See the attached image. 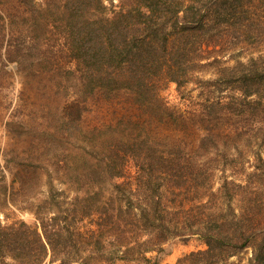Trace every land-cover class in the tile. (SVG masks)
<instances>
[{
    "label": "trees",
    "instance_id": "16d2710c",
    "mask_svg": "<svg viewBox=\"0 0 264 264\" xmlns=\"http://www.w3.org/2000/svg\"><path fill=\"white\" fill-rule=\"evenodd\" d=\"M82 3L70 21L79 39L72 51L95 85L92 92L113 99L125 91L146 110L158 107L182 125L161 97L162 83H175L180 92L200 81L232 93L225 102L207 100L209 119L255 106L264 116V0ZM204 73L210 78L199 77ZM206 129L192 151H159L147 135L117 138L113 132L92 170L112 182L110 196L103 188L73 198L51 190L36 206L35 223L0 220V264H160L170 243L193 238L205 249L176 264H264V159L245 184L223 178L214 191L215 160L206 154L215 139ZM129 162L134 178L125 170ZM43 171L34 167L30 182L38 184ZM245 251L251 253L246 263L230 262Z\"/></svg>",
    "mask_w": 264,
    "mask_h": 264
},
{
    "label": "rangeland",
    "instance_id": "374dc122",
    "mask_svg": "<svg viewBox=\"0 0 264 264\" xmlns=\"http://www.w3.org/2000/svg\"><path fill=\"white\" fill-rule=\"evenodd\" d=\"M82 2L85 0H0L2 224L35 223L36 206L51 190L65 191L73 198L103 188L108 198L112 182L92 170L99 164L97 152H107L112 138L120 135H147L159 151H192L199 148L206 128H212L215 143L209 145L211 156H206L215 160L214 191L223 178L245 184L258 158L264 159V116H259L258 106L242 114L221 111L219 117L209 119L203 109L210 104L207 100L221 96L225 102L230 91L218 93L196 81L179 92L175 83H162L161 97L175 108V116L183 120L181 125L167 119L158 107L146 110L125 91L113 99L92 92L95 85L72 51L79 39L73 35L70 21L75 13L81 14ZM199 77L207 80L210 75ZM34 167L45 170L35 178L36 185L30 182ZM125 170L128 178H134L131 162ZM261 182L259 177V193L264 190ZM166 248L160 264H176L205 246L193 238L187 244L175 240ZM250 254L245 251L230 262L246 263ZM149 257L155 259L156 254Z\"/></svg>",
    "mask_w": 264,
    "mask_h": 264
}]
</instances>
